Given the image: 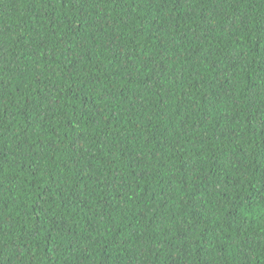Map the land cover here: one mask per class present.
I'll use <instances>...</instances> for the list:
<instances>
[{
  "label": "trees",
  "instance_id": "1",
  "mask_svg": "<svg viewBox=\"0 0 264 264\" xmlns=\"http://www.w3.org/2000/svg\"><path fill=\"white\" fill-rule=\"evenodd\" d=\"M0 264H264V0H0Z\"/></svg>",
  "mask_w": 264,
  "mask_h": 264
}]
</instances>
